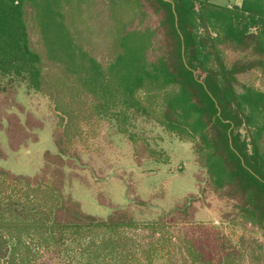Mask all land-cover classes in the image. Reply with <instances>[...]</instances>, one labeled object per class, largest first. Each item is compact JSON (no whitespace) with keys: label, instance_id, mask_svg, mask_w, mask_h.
Listing matches in <instances>:
<instances>
[{"label":"trees","instance_id":"1","mask_svg":"<svg viewBox=\"0 0 264 264\" xmlns=\"http://www.w3.org/2000/svg\"><path fill=\"white\" fill-rule=\"evenodd\" d=\"M1 80L49 102L57 152L33 177L0 169V264H264V0H0ZM138 120L192 146L229 235L182 232L188 208L99 219L64 195L100 124L135 143Z\"/></svg>","mask_w":264,"mask_h":264},{"label":"rangeland","instance_id":"2","mask_svg":"<svg viewBox=\"0 0 264 264\" xmlns=\"http://www.w3.org/2000/svg\"><path fill=\"white\" fill-rule=\"evenodd\" d=\"M209 1L216 5L241 2ZM56 130V120L44 97L24 84L0 81V169L16 176L39 174L45 155L57 152L53 144ZM131 131L138 138L135 143L119 134L112 122H102L90 149L65 161L64 195L83 213L99 219L126 210L136 221L147 222L188 208L186 216L176 215L190 222L178 225L182 232H192L200 225L229 235L233 203L220 200L207 186L192 146L142 120L136 121ZM148 149L162 152L168 164L147 160ZM239 235L258 238L250 228L236 229Z\"/></svg>","mask_w":264,"mask_h":264},{"label":"water","instance_id":"3","mask_svg":"<svg viewBox=\"0 0 264 264\" xmlns=\"http://www.w3.org/2000/svg\"><path fill=\"white\" fill-rule=\"evenodd\" d=\"M164 2H169V0H163Z\"/></svg>","mask_w":264,"mask_h":264}]
</instances>
